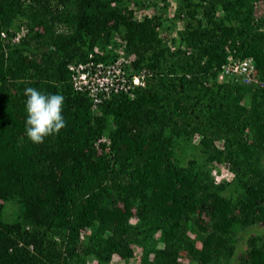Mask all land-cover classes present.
Here are the masks:
<instances>
[{
	"label": "trees",
	"instance_id": "16d2710c",
	"mask_svg": "<svg viewBox=\"0 0 264 264\" xmlns=\"http://www.w3.org/2000/svg\"><path fill=\"white\" fill-rule=\"evenodd\" d=\"M174 1L138 18L145 0H0V264H264V13ZM117 39L149 72L95 111L67 64ZM229 52L256 82L218 79ZM30 87L65 97L43 143L26 135ZM183 138L200 152L185 163Z\"/></svg>",
	"mask_w": 264,
	"mask_h": 264
},
{
	"label": "built area",
	"instance_id": "2783aa9c",
	"mask_svg": "<svg viewBox=\"0 0 264 264\" xmlns=\"http://www.w3.org/2000/svg\"><path fill=\"white\" fill-rule=\"evenodd\" d=\"M144 13L148 11L142 9L137 13V17L141 18ZM159 30L161 36L166 34L162 31L163 29ZM117 41L107 46L110 53L109 59H102L104 51L95 48L88 53L85 60L67 64L72 88L75 91L86 92L91 98L92 109L95 111L98 110V104L105 99H110L112 95L125 93L131 97L134 87L145 85V78L149 71L145 67L134 69L135 55L125 51V43L122 40L117 39ZM167 42L170 48L174 49L169 39ZM224 76L233 77L247 84L257 81L252 59L250 57L234 58L231 52L218 70V79Z\"/></svg>",
	"mask_w": 264,
	"mask_h": 264
},
{
	"label": "clouds",
	"instance_id": "9594fccd",
	"mask_svg": "<svg viewBox=\"0 0 264 264\" xmlns=\"http://www.w3.org/2000/svg\"><path fill=\"white\" fill-rule=\"evenodd\" d=\"M26 96V135L33 143H43L45 137L66 126L63 116L65 97L62 94H45L30 87L26 89Z\"/></svg>",
	"mask_w": 264,
	"mask_h": 264
},
{
	"label": "rangeland",
	"instance_id": "374dc122",
	"mask_svg": "<svg viewBox=\"0 0 264 264\" xmlns=\"http://www.w3.org/2000/svg\"><path fill=\"white\" fill-rule=\"evenodd\" d=\"M148 2V6L149 8H146V11H150L152 9H157L159 10V7L162 5V3L160 2V0H145ZM175 6V1L174 0H170V7L167 10V15H171L173 8ZM256 9V13L257 14H261L264 13V0H259L258 3L255 6ZM170 22V21H169ZM165 23H168V21H165ZM180 28V24H178V26ZM164 33L166 34H170L172 35L169 31L167 30H162ZM197 139H180L178 141V145L176 147V153L178 155V157L181 159L182 158V162L185 163L187 160V157L190 155V153L192 151H195L196 149V153L198 155H200L199 150H197L196 143ZM211 173L212 175L215 177L216 180H222V179H226L228 180L231 177V172L224 166L218 165L216 167H212L211 169ZM6 211L9 213V215L14 216V214H16L17 212V205L14 202H9L6 205ZM239 233V232H238ZM264 238V237H263ZM245 244V243H244ZM110 264H122V262H120L119 258L115 255L112 256ZM123 264H138V261L136 258L130 259L128 261V263L124 262Z\"/></svg>",
	"mask_w": 264,
	"mask_h": 264
}]
</instances>
